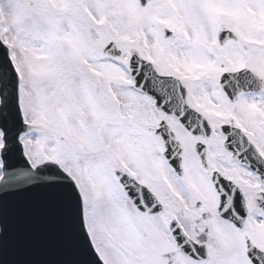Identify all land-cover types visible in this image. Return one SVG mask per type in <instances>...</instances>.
Returning <instances> with one entry per match:
<instances>
[{
  "label": "snow or ice",
  "instance_id": "obj_1",
  "mask_svg": "<svg viewBox=\"0 0 264 264\" xmlns=\"http://www.w3.org/2000/svg\"><path fill=\"white\" fill-rule=\"evenodd\" d=\"M0 264H264V0H0Z\"/></svg>",
  "mask_w": 264,
  "mask_h": 264
},
{
  "label": "water",
  "instance_id": "obj_2",
  "mask_svg": "<svg viewBox=\"0 0 264 264\" xmlns=\"http://www.w3.org/2000/svg\"><path fill=\"white\" fill-rule=\"evenodd\" d=\"M22 246L25 249L40 252L39 258L47 259L52 258V254L57 249L58 241L44 232H35L22 240Z\"/></svg>",
  "mask_w": 264,
  "mask_h": 264
}]
</instances>
